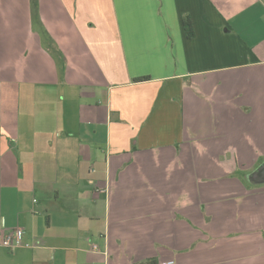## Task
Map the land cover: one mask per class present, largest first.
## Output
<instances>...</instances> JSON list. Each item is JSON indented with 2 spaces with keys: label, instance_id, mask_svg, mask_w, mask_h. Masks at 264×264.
Returning <instances> with one entry per match:
<instances>
[{
  "label": "crops",
  "instance_id": "obj_1",
  "mask_svg": "<svg viewBox=\"0 0 264 264\" xmlns=\"http://www.w3.org/2000/svg\"><path fill=\"white\" fill-rule=\"evenodd\" d=\"M32 2L0 0V264H264V0Z\"/></svg>",
  "mask_w": 264,
  "mask_h": 264
},
{
  "label": "built area",
  "instance_id": "obj_2",
  "mask_svg": "<svg viewBox=\"0 0 264 264\" xmlns=\"http://www.w3.org/2000/svg\"><path fill=\"white\" fill-rule=\"evenodd\" d=\"M25 231L23 229H16L15 231L5 235L1 239V244L9 250H14L20 247H31L32 245L25 240ZM163 264H174L173 261H168Z\"/></svg>",
  "mask_w": 264,
  "mask_h": 264
},
{
  "label": "trees",
  "instance_id": "obj_3",
  "mask_svg": "<svg viewBox=\"0 0 264 264\" xmlns=\"http://www.w3.org/2000/svg\"><path fill=\"white\" fill-rule=\"evenodd\" d=\"M33 2V21L36 23V24H40V16H39V8H38V3H37V0H32ZM183 24H184V27H185V31L187 33V36L189 38H192L195 36V32H194V28H193V23L190 19L189 16H186L183 20ZM150 77H143V78H138L136 79L137 82H141V81H146V80H149ZM142 264H156L155 261H150V262H145V263H142Z\"/></svg>",
  "mask_w": 264,
  "mask_h": 264
},
{
  "label": "water",
  "instance_id": "obj_4",
  "mask_svg": "<svg viewBox=\"0 0 264 264\" xmlns=\"http://www.w3.org/2000/svg\"><path fill=\"white\" fill-rule=\"evenodd\" d=\"M251 181L257 184H263L264 183V164L259 168V170L251 175L250 177Z\"/></svg>",
  "mask_w": 264,
  "mask_h": 264
},
{
  "label": "rangeland",
  "instance_id": "obj_5",
  "mask_svg": "<svg viewBox=\"0 0 264 264\" xmlns=\"http://www.w3.org/2000/svg\"><path fill=\"white\" fill-rule=\"evenodd\" d=\"M264 164V160L263 161H259L257 164H256V166L253 168V167H250V169H247L246 171L247 172H251L252 174L251 175H253L254 173H256L258 170H259V168L262 166ZM249 175V174H248ZM248 175H244V174H242V176L244 177V178H248ZM250 177V176H249ZM259 188H264V186L263 187H259Z\"/></svg>",
  "mask_w": 264,
  "mask_h": 264
}]
</instances>
